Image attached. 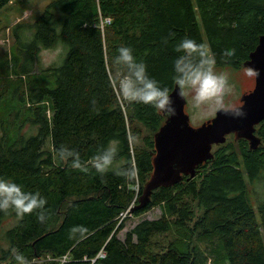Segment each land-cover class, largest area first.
I'll use <instances>...</instances> for the list:
<instances>
[{
    "label": "trees",
    "instance_id": "trees-1",
    "mask_svg": "<svg viewBox=\"0 0 264 264\" xmlns=\"http://www.w3.org/2000/svg\"><path fill=\"white\" fill-rule=\"evenodd\" d=\"M11 1L0 0V11ZM24 27L14 28L15 43L0 58V176L48 203L44 223L38 212H0V264L14 262L13 249L26 260L69 255L64 264H264V121L257 148L244 138L215 145L196 177L156 189L145 209L130 213L166 117L142 104L124 108L112 62L119 47L132 48L169 93L175 45L185 37L205 43L216 66L240 67L264 34V0H53L27 27L30 35ZM57 45L63 57L44 66L41 49ZM225 47L235 49L227 62ZM143 126L150 134L140 146ZM110 141L116 166H131L134 176H101L91 167ZM61 146L79 152L81 169L60 160ZM154 207L160 217L120 236L131 214ZM6 218L15 223L4 229ZM173 228L178 235L156 248L155 238Z\"/></svg>",
    "mask_w": 264,
    "mask_h": 264
},
{
    "label": "clouds",
    "instance_id": "clouds-1",
    "mask_svg": "<svg viewBox=\"0 0 264 264\" xmlns=\"http://www.w3.org/2000/svg\"><path fill=\"white\" fill-rule=\"evenodd\" d=\"M175 51L177 55L172 64V80L176 93L184 101L190 95L197 115L210 116L216 112L234 117L245 115L243 109L233 108L226 103V96L230 91L228 76L225 72L216 70L217 57L205 43L185 37L175 45ZM117 52L112 62L120 69L114 83L118 98L129 103L150 106L168 120L175 117L177 108L168 87L161 86L157 79L149 75L147 65L137 59L132 48L121 46ZM234 55L235 49H221L220 58L226 62ZM248 69L247 75L251 76L254 71L259 75L258 70L252 67ZM131 139L129 137V142ZM58 154L61 161H70L71 167L81 169L79 152L61 146ZM117 158L118 147L110 141L91 158L90 164L101 176L109 171L129 178L134 176L135 169L131 166H116ZM47 203L46 197L39 191H29L11 177L0 176V212L11 211L18 217L38 212L37 219L44 223ZM72 231L75 232L76 229ZM12 259L14 264H28L26 257L15 249L12 250Z\"/></svg>",
    "mask_w": 264,
    "mask_h": 264
},
{
    "label": "water",
    "instance_id": "water-1",
    "mask_svg": "<svg viewBox=\"0 0 264 264\" xmlns=\"http://www.w3.org/2000/svg\"><path fill=\"white\" fill-rule=\"evenodd\" d=\"M243 66L258 70L259 75L254 71L255 87L242 95L241 104L233 107L243 109L245 115L242 117L216 112L214 117L194 126L186 111L187 99L180 98L174 86L170 95L175 101L177 115L170 120L165 116L164 124L154 134L153 169L138 203L129 209L131 213L145 209L156 189L173 186L184 177L188 180L196 177L198 168L213 159L214 146L225 143L229 135L234 134L235 140L247 139L252 149L260 145L261 137L256 134V127L264 121V34Z\"/></svg>",
    "mask_w": 264,
    "mask_h": 264
},
{
    "label": "rangeland",
    "instance_id": "rangeland-1",
    "mask_svg": "<svg viewBox=\"0 0 264 264\" xmlns=\"http://www.w3.org/2000/svg\"><path fill=\"white\" fill-rule=\"evenodd\" d=\"M52 1L53 0H12L10 3H8L5 7L2 8V10L0 11V58L6 55L7 53H9V51H11L15 43L14 28L18 24H21L22 26H25L24 27L26 31L25 34L27 33L28 35H30L31 31L27 27H30V25L36 20V18H38V16L42 14L44 9ZM64 52L65 51L63 50V47L60 45L41 49L40 52L41 63L44 66H49L52 63L59 62L60 59L63 57ZM215 68L218 71L225 72L228 76L230 91L226 96V103H228L231 107H234L235 105L239 104L242 95L246 93L245 91H247L250 88H254L255 86V72H253L251 76L247 75L249 69L243 65L237 68L227 65L226 66L215 65ZM120 100L122 102V105L126 109L127 102L123 101L122 99ZM186 111L189 114L191 123L194 126H199L206 120L215 116V114L210 116L197 115L196 110L193 107L190 95L187 98ZM149 134L150 132H148V130L143 126V130L141 131L140 136L136 139V142L140 146H145L146 139L148 138ZM256 134H257V127H256ZM232 141H235L234 134L229 135L225 143ZM216 148L217 147L215 146L213 150H215ZM137 203L138 201L134 202L133 205ZM162 213H163V209L161 207H154L153 209L147 212H143L141 214H137V215L131 214L132 216L127 220L125 228L120 232V236L124 238L126 232L132 229L140 220L144 218L155 219L160 217ZM197 214H199V208H197ZM14 223H15V219L6 218L3 221L4 229L11 227ZM176 235H178L177 231L175 228H173L170 233L157 236L155 240L158 242L155 244V247L159 248L160 245L166 244L170 239L175 238ZM198 245L204 247V244L202 243H198ZM49 255L52 254L47 253L44 255V257L48 258ZM36 258L34 257L32 259L34 260ZM52 261L53 262H51V264H55L57 263L58 260L53 259ZM32 264H40V263L37 262Z\"/></svg>",
    "mask_w": 264,
    "mask_h": 264
},
{
    "label": "built area",
    "instance_id": "built-area-1",
    "mask_svg": "<svg viewBox=\"0 0 264 264\" xmlns=\"http://www.w3.org/2000/svg\"><path fill=\"white\" fill-rule=\"evenodd\" d=\"M98 256L105 257V253L103 251H101ZM53 259L58 260L57 261L58 264H64L68 259H70V257H69V255H63V256L49 255L47 258V257H44V255H40V256H37L36 259H34V260L31 259L30 261H27V262H28V264L37 263V262H39L40 264H51V262H53L52 261ZM1 264H14V262L7 261V262L1 263Z\"/></svg>",
    "mask_w": 264,
    "mask_h": 264
},
{
    "label": "flooded vegetation",
    "instance_id": "flooded-vegetation-1",
    "mask_svg": "<svg viewBox=\"0 0 264 264\" xmlns=\"http://www.w3.org/2000/svg\"><path fill=\"white\" fill-rule=\"evenodd\" d=\"M255 83H256V76H255ZM255 87V86H254ZM253 88H250V89H248L247 91H245L246 93L247 92H249V91H251ZM242 102L240 101V103L239 104H241ZM239 104H237V105H239ZM237 105H235V106H237Z\"/></svg>",
    "mask_w": 264,
    "mask_h": 264
},
{
    "label": "bare ground",
    "instance_id": "bare-ground-1",
    "mask_svg": "<svg viewBox=\"0 0 264 264\" xmlns=\"http://www.w3.org/2000/svg\"><path fill=\"white\" fill-rule=\"evenodd\" d=\"M135 205H136V204H135ZM133 206H134V205H133ZM133 206H132V207H133ZM132 207H131V208H132ZM131 208H129V209H131Z\"/></svg>",
    "mask_w": 264,
    "mask_h": 264
}]
</instances>
